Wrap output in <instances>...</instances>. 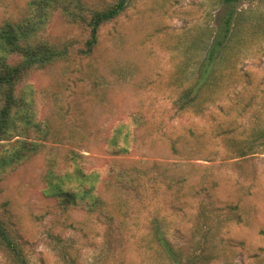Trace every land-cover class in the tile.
<instances>
[{"label":"rangeland","instance_id":"obj_1","mask_svg":"<svg viewBox=\"0 0 264 264\" xmlns=\"http://www.w3.org/2000/svg\"><path fill=\"white\" fill-rule=\"evenodd\" d=\"M28 1L0 0V23ZM46 31L54 43L86 39L59 16ZM24 87L51 133L0 172V221L29 264H264V0H134L92 56L74 53ZM186 90L196 100L179 112ZM78 170L95 182H74ZM50 182L101 202L66 206ZM0 264H14L1 247Z\"/></svg>","mask_w":264,"mask_h":264},{"label":"trees","instance_id":"obj_2","mask_svg":"<svg viewBox=\"0 0 264 264\" xmlns=\"http://www.w3.org/2000/svg\"><path fill=\"white\" fill-rule=\"evenodd\" d=\"M133 1L115 0L108 6L98 8L85 0H29L20 18L0 23V147H6L0 153V172L41 152L51 133V126L47 121L37 120L35 93H31L26 87L22 88L25 79L36 71L70 60L74 53L82 57L92 56L98 46L102 28L122 16ZM242 1L245 0H223L227 4ZM54 16L85 30V41L76 46L74 41L54 43L49 36L45 37V28ZM230 29L229 20L225 23L214 50L224 44ZM194 93V90H186L180 94L175 102L179 112H185L195 102ZM116 144L115 142L114 145ZM77 174L78 177H70L75 178L74 182L77 181L82 187L95 176L87 175L82 170H78ZM117 181L125 191L130 190L134 183L129 175ZM94 182L95 180L92 181ZM50 185L51 192L66 206L83 201L82 203L97 208L101 202L98 196H92V190L83 191V195H79L71 189H65L61 182H50ZM154 230L163 251L167 254L172 252V248L160 234L159 225ZM0 247L14 264H29L21 244L1 221Z\"/></svg>","mask_w":264,"mask_h":264}]
</instances>
